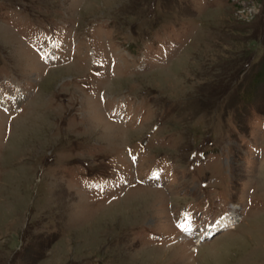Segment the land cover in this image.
Listing matches in <instances>:
<instances>
[{
  "label": "rangeland",
  "instance_id": "rangeland-1",
  "mask_svg": "<svg viewBox=\"0 0 264 264\" xmlns=\"http://www.w3.org/2000/svg\"><path fill=\"white\" fill-rule=\"evenodd\" d=\"M0 264H264V0H0Z\"/></svg>",
  "mask_w": 264,
  "mask_h": 264
},
{
  "label": "bare ground",
  "instance_id": "bare-ground-1",
  "mask_svg": "<svg viewBox=\"0 0 264 264\" xmlns=\"http://www.w3.org/2000/svg\"><path fill=\"white\" fill-rule=\"evenodd\" d=\"M218 217H219V216H218ZM219 218H220V217H219ZM219 218H217V220H218ZM229 219H230V218H227L225 221L222 222V224H223V223H226L227 221H229ZM217 220H216L215 223H218ZM222 224H220V226H218V227H221ZM232 229H233V228H232ZM198 234H199V233H198ZM205 234H206V233H204V234H202V235H205ZM182 236H184L185 238H186V237H188V238L191 237V236H189V235H185V234H183ZM193 236H194V235H193ZM193 236H192V237H193ZM198 236H199V235H196V237H194L192 240H194V242L198 241V239H197ZM188 238H186V241H190L191 238H190V239H188ZM195 244H196V243H195ZM197 244H198V243H197Z\"/></svg>",
  "mask_w": 264,
  "mask_h": 264
},
{
  "label": "snow or ice",
  "instance_id": "snow-or-ice-1",
  "mask_svg": "<svg viewBox=\"0 0 264 264\" xmlns=\"http://www.w3.org/2000/svg\"><path fill=\"white\" fill-rule=\"evenodd\" d=\"M178 227H180V229H181L182 231H185L186 233H190V232L192 231L191 228H187V227H185L183 224H179Z\"/></svg>",
  "mask_w": 264,
  "mask_h": 264
}]
</instances>
